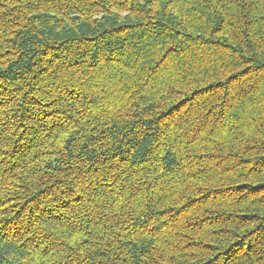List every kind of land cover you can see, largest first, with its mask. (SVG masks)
Instances as JSON below:
<instances>
[{"label":"trees","instance_id":"16d2710c","mask_svg":"<svg viewBox=\"0 0 264 264\" xmlns=\"http://www.w3.org/2000/svg\"><path fill=\"white\" fill-rule=\"evenodd\" d=\"M0 264H264V0H0Z\"/></svg>","mask_w":264,"mask_h":264}]
</instances>
